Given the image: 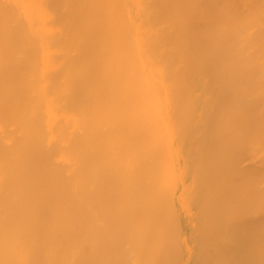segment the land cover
Listing matches in <instances>:
<instances>
[{
  "label": "bare ground",
  "instance_id": "6f19581e",
  "mask_svg": "<svg viewBox=\"0 0 264 264\" xmlns=\"http://www.w3.org/2000/svg\"><path fill=\"white\" fill-rule=\"evenodd\" d=\"M0 264H264V0H0Z\"/></svg>",
  "mask_w": 264,
  "mask_h": 264
}]
</instances>
